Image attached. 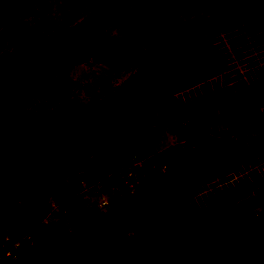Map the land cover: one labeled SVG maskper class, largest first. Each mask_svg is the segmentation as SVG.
Masks as SVG:
<instances>
[{
	"label": "trees",
	"instance_id": "16d2710c",
	"mask_svg": "<svg viewBox=\"0 0 264 264\" xmlns=\"http://www.w3.org/2000/svg\"><path fill=\"white\" fill-rule=\"evenodd\" d=\"M203 2L98 0L77 22L39 34L12 11L40 16L48 0H0L10 40L0 54V264H264V169L249 168L264 160V143L248 151L227 131L193 125L216 113L214 102L191 96L196 62H187L183 41ZM216 11L218 42L202 51L222 69L243 66L251 82L242 94L224 89L232 98L224 108L264 114V0H217ZM113 57L132 65L119 84L87 101L69 94L72 68ZM27 86L33 96L22 99ZM161 120L189 132L155 151L139 179L127 177ZM78 149L89 155L85 184L107 178L119 193L99 206L64 184L47 224L40 196L61 182ZM253 194L257 204L241 207Z\"/></svg>",
	"mask_w": 264,
	"mask_h": 264
},
{
	"label": "rangeland",
	"instance_id": "374dc122",
	"mask_svg": "<svg viewBox=\"0 0 264 264\" xmlns=\"http://www.w3.org/2000/svg\"><path fill=\"white\" fill-rule=\"evenodd\" d=\"M98 0H48V8L40 10V16L27 13L24 9L16 7L12 13L20 23L39 34H47L54 31L56 27L71 25L81 19ZM217 0H204L202 6L191 16L196 26L190 28L183 41L189 47L190 57L188 63H195L190 87H195L191 96L198 103L215 104L216 113L204 114L194 122V129L201 133L219 134L227 131L236 141V145L254 150L264 143V114L260 106H255L247 112H231L228 105L231 101L230 93H244L251 88L250 78L242 76L243 66L220 68L217 57L210 50L203 52L202 49L210 47L214 50L217 37V26L219 17L217 15ZM183 19L184 16H181ZM10 47V40L5 37L0 29V54ZM207 48V49H208ZM200 59V60H196ZM132 70V65L124 58H110L93 65H77L72 68L67 77L72 97L82 101L96 98L103 95L110 87L119 84ZM67 77L64 81H67ZM61 87V86H60ZM59 87L55 88L58 89ZM34 90V86H27L20 90L22 99H27ZM43 96H50L45 86L36 89ZM225 90V91H226ZM55 92V91H54ZM53 92V93H54ZM61 92V89H60ZM33 96V94L31 95ZM226 109V110H225ZM227 111V112H225ZM100 114H95L92 119L98 121ZM188 129L171 121L161 120L156 122L147 133L141 149L137 152L134 160L126 167L127 172H132L136 177V171L144 170L146 160L162 146L172 142H181L188 134ZM89 155L84 149L75 150L73 153V166L68 168L62 175L61 182L48 191L42 193L43 208L48 211L45 222L48 224L58 216L50 212L58 200L61 188L64 184L72 185L78 195L90 203L104 205L101 201L107 202L116 197L119 193L117 185L107 178L93 185H86L83 180V171L86 167ZM252 170L264 169V160L258 165L249 167ZM139 179V178H138ZM258 194H253L239 202L240 206L247 208L257 204ZM105 264V263H101Z\"/></svg>",
	"mask_w": 264,
	"mask_h": 264
},
{
	"label": "built area",
	"instance_id": "2783aa9c",
	"mask_svg": "<svg viewBox=\"0 0 264 264\" xmlns=\"http://www.w3.org/2000/svg\"><path fill=\"white\" fill-rule=\"evenodd\" d=\"M126 176H127V177H131V176H132V173H131V172H127V173H126ZM127 185L130 186V184H127ZM101 203L104 204L105 201H101Z\"/></svg>",
	"mask_w": 264,
	"mask_h": 264
}]
</instances>
